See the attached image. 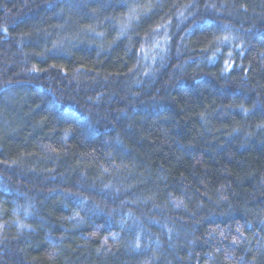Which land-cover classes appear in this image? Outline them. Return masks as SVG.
Masks as SVG:
<instances>
[{"label": "trees", "instance_id": "obj_1", "mask_svg": "<svg viewBox=\"0 0 264 264\" xmlns=\"http://www.w3.org/2000/svg\"><path fill=\"white\" fill-rule=\"evenodd\" d=\"M0 264H264V0H0Z\"/></svg>", "mask_w": 264, "mask_h": 264}, {"label": "snow or ice", "instance_id": "obj_2", "mask_svg": "<svg viewBox=\"0 0 264 264\" xmlns=\"http://www.w3.org/2000/svg\"><path fill=\"white\" fill-rule=\"evenodd\" d=\"M225 39H227V37H225Z\"/></svg>", "mask_w": 264, "mask_h": 264}]
</instances>
